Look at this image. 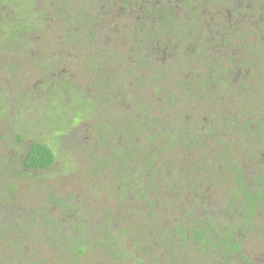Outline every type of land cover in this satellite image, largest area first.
Here are the masks:
<instances>
[{
    "label": "rangeland",
    "instance_id": "obj_1",
    "mask_svg": "<svg viewBox=\"0 0 264 264\" xmlns=\"http://www.w3.org/2000/svg\"><path fill=\"white\" fill-rule=\"evenodd\" d=\"M133 1L125 6L122 0H0V264H138V260L151 264L159 259L157 245L148 240L149 231L153 230L151 214L163 221H174L182 219L184 213L180 211L174 216L170 204L161 207L165 201L161 196L151 199L155 193L160 195L161 188L175 198L189 189L191 198L200 203L199 217L204 214L201 203L206 201L215 211L232 199L237 213L235 221L227 220L235 232L232 246L219 239H214L211 245L206 239L208 234L200 231L197 235L200 245L182 241L184 247L176 243L174 252L180 260L185 256V260L170 264H264V0L251 1L255 8L242 18L231 10L232 22L227 13L222 17L224 0L208 1V7L213 9L204 10L206 17L218 16L209 20L212 24L209 26L217 22L224 27H229V22L235 26L234 32L223 38L219 58L211 57L209 52L210 65L195 66L197 54L191 49L181 53L184 43L196 48L198 39L206 37L204 28L189 25L181 36L174 32L161 34L164 48L156 42L152 46L158 59L148 65V70H139L125 81L127 69L137 72L139 68L136 57L126 58L125 51L122 54V46L145 37L137 19L145 18L146 13L151 15L146 6L135 3L140 0ZM238 3L241 8L250 5L247 0ZM180 13L194 17L187 9ZM67 14L77 18L67 20ZM72 31L77 32L76 36ZM218 32V37L224 34ZM88 37L91 43L86 42ZM78 39L84 40L83 44ZM173 53L176 60L168 57L164 61L159 56ZM160 58L172 64L174 71L161 64ZM193 66L204 78L214 75L215 69L225 75L223 79L230 87L225 82L218 83L227 90L217 89L223 96L220 101L210 98L213 86L206 80L203 97L210 101L205 99L206 103L205 100L202 103L192 93L193 98L188 95L181 103L177 100L181 85L173 82H186L187 67ZM140 73L150 74L149 81L153 82L150 85L158 84L173 103L169 98H158L154 89L149 94L145 92L143 98L149 100L154 116L151 114L152 118L146 120L149 115L143 113L147 122L137 126L134 116L138 118L142 112L138 113L130 102L131 99L132 103L137 102L138 98L133 99L132 95L137 97L141 90L134 85V77ZM231 100L233 109L228 107ZM214 108L230 116L235 113V128L230 129L225 120L218 123L220 115L213 113ZM178 114L181 117L175 116ZM210 120L221 130L217 135L220 141L209 137V133L197 132L199 121ZM181 121H191L188 129L202 139V149L190 153L187 145L175 144L171 135H162L165 129L175 128L178 131L173 132L184 135ZM145 124L152 141L148 133L138 135ZM160 136L165 144L158 142ZM33 144L52 151L55 157L52 168L41 172L23 169L22 161ZM149 148L157 150L146 155ZM128 150L137 153V162L132 167L121 158ZM191 154L195 158L188 159ZM201 154H207V158H197ZM124 171L136 175L125 178ZM147 174L149 177L155 174L153 182ZM144 186L157 190L143 196L157 200V207L150 211L145 202L142 204L143 199L137 201L134 197L135 190ZM122 189L132 196L125 199ZM49 200L63 205L71 203L73 208L61 218L53 213L55 209ZM44 210L51 211L53 217L48 214L49 220L62 224L60 233L65 234L56 235L62 239L59 245L53 239L37 244L36 234L44 232L41 229ZM134 223L138 232L128 230ZM80 225L86 228L81 237L84 252H72L62 260L60 247L68 246L71 240L68 231ZM24 226L29 234H23ZM116 226L125 227L128 233L121 238L113 228ZM101 229L100 236L109 233L111 239L101 238L99 243L114 241L122 244L120 251L125 248L126 251L108 254L106 249L110 248H102L95 239ZM134 236L135 243L149 250L148 254L136 253ZM52 241L57 247L47 245ZM168 256L159 260L169 264Z\"/></svg>",
    "mask_w": 264,
    "mask_h": 264
},
{
    "label": "flooded vegetation",
    "instance_id": "obj_2",
    "mask_svg": "<svg viewBox=\"0 0 264 264\" xmlns=\"http://www.w3.org/2000/svg\"><path fill=\"white\" fill-rule=\"evenodd\" d=\"M208 1L209 0H140V2L136 1L135 3L139 4V6H140V4H143L144 6H146L147 10L151 13V15L148 16L145 11L142 12L143 14L146 13L145 18H138L137 21H140L139 22V25H141L140 29H141V31H143V36L145 35V37L143 39H141V40L133 42L132 45H130V43L126 44V45H123L122 46V54H123V51H125L126 55H124V56L126 58L127 57L135 58L136 57L137 59H136L135 63H137V64H139L140 62L141 63H145L147 65V67H148L149 64L153 63V60H155V58L158 59V54H157L155 48L152 47L153 46V42H156L157 44H159V45H161L163 47V41H162V38L160 37L161 34H165L166 32H168V33L174 32V33H177V34H179L181 36V35H183L181 32L186 31L187 27L189 25H193V26H197L199 28H204L203 31L206 32L205 33L206 37H204V38L200 37L198 39V44H197L196 48L189 47V46H187L184 43L183 46H182V49H181L182 50L181 53L184 50H190L191 49V51L193 50L197 54V58L193 57L196 60L194 61V63L192 62L195 66L196 65H200L203 68V67H205V65H208V64L210 65L211 62L207 59L209 52H211L210 54H212L211 57L219 58V56H218L219 48H221L220 47L221 43H224L223 42V38H225L228 34L233 33L234 30H235V26H233L231 24L232 19H234L231 16V10H235L236 15H238L239 17L242 18L243 16H247L246 13H249L255 7H254V5H253V7L251 6V1H253V0H247V2L250 4L249 7H247V8H241L239 6L238 0H224L225 9H222L223 8V6H222L221 14H222V17H223V13H227L229 15L230 21H231V22L228 21L230 23L229 27H224V25L220 24V22L219 23L217 22V24L215 26H209V25H212V24H210L209 20L210 21H214L216 18L218 19V16L216 15L215 19L206 17V14H205L204 10L205 9H213V8H209L208 7V4H209ZM122 2L124 3L125 6H128L131 3H134L133 0H122ZM184 9H187L190 12V14L192 13L194 15V17L191 18L189 16V14L180 13ZM228 9L230 10V14L227 11ZM241 11H243V12H241ZM219 19H221V16L219 17ZM218 31H222L224 34L223 35L221 34L222 36L218 37L219 34H220ZM87 40H88V42L90 41V43H91V40L89 39V37L86 39V42H87ZM82 41H84V40H82ZM227 47H229V46H227ZM200 50H201V52H200ZM212 51H214L215 53H212ZM147 54L149 55V57L144 58L143 56H145ZM159 56L161 58H163L164 61L165 60H169L168 57H172L171 59L176 60V58L174 57V53L173 54H166V55L163 54V55H159ZM142 57L144 59H141ZM161 58L159 59V62L161 64L163 63L164 66H171L172 65L170 63H166V62L162 61ZM58 61H59V58H58ZM123 63L126 64L125 60H123ZM195 66H193L192 68L187 67L188 75H187L186 82H185V80L184 81L178 80V81H174L173 82V83L176 84V86L181 85V86H179L180 87L179 91H181V92L177 93L179 98L177 99V97L175 96L173 99L174 100L177 99L179 102L180 101L183 102V99L186 98L188 95H189V99H190V97L193 98V96H192V94H193L196 99L202 101V103H203V101L205 99L208 100V97H203L204 94H206L205 88H203V87L206 86L204 84H206L205 82L207 81V83L212 84V86H213V93H211L212 97H210V98H212V99L214 98L215 99L214 102H218V100L220 101V98H223V96H221L222 94L220 92H218L217 89L223 90L225 92H227V90L223 89L222 86H219L218 83L225 82L226 83L225 86L226 87H230V86H228L229 83L227 85V81L223 79V77L225 78V75H222L221 72L213 71L214 75L212 74V76H210V77L208 75H206L205 76L206 78H204V77H202L199 74V70L197 68H194ZM130 71H131L130 69H127V72H124V74L126 73V75H127L125 77V81L129 80L128 76L131 73ZM178 72L180 73V71H178ZM158 73H160V72H158ZM188 76H190V77L188 78ZM215 76L217 77V81L214 78ZM260 76L263 77V75H260ZM115 81L117 82L118 79L115 80ZM211 82H213V83H211ZM157 85L158 84L154 83L152 87L147 89V93L149 94L148 91L151 90V89H154L157 92V94H159L157 96L158 98H160V99L161 98H163V99L169 98L170 99L169 102L173 103L171 97L166 96L165 94H163L162 91L159 92V86H157ZM195 87L200 88L202 90L196 91ZM253 93L254 92H252V94ZM143 94H141L139 92V95L137 97H135L133 95L132 97L138 98V99H136L137 102L135 103V101H134V103L138 104L139 103L138 101L141 100L144 106H149L150 102H149V100H146L145 98H143L144 97ZM208 101H210V100H208ZM131 103H132V99H131ZM204 103H206V100L204 101ZM100 105L102 106L103 104L101 103ZM212 105L214 106V103H212ZM234 106L235 105H234V103L231 100V103L228 105V107L233 109ZM212 111H213L214 114L220 115V119L217 120V121H218V123H222L224 121L223 118L226 115L225 114L226 112L224 110H221V109H218V108H214ZM137 112H139V111H137ZM141 112H142L141 116H143V111L141 110ZM151 114L153 115L152 107H151ZM151 114L147 117L146 120L152 118ZM180 115L181 114H178V115H175V116L179 117ZM153 120H155V119H153ZM213 120H210V122L205 121L203 123L201 121H199L197 123V125H196L197 132H198L199 135L200 134H205L206 135L207 133H209V137L216 138V139L219 140V136H217V135H219L218 133H220L221 130L219 129L217 124L213 122ZM157 121L160 122L159 120H156V122ZM141 122L144 124L143 120H141ZM145 122H147V121H145ZM181 122H182V126H184V128H183V131L185 132L184 135H181L182 133H180V134L177 133L176 134L175 132H173V131L177 130L176 128L172 129V130L165 129V131L163 132L162 135H171V139H172V141L175 144H180V145L183 144V147H184V145H187L188 146L187 150L190 151V153L194 152V150L197 149V148L202 149L203 148L202 144L204 143V142L201 141L202 139L200 140V138H198L197 135L192 134L191 131H189V129H188L189 125L191 126V124H192L191 121H188V122L181 121ZM237 126H238V124H237ZM206 129H208V131H206ZM238 129L240 131H243V128H241V127H239ZM202 131H203V133H202ZM160 138H161V136L157 139L158 142H161V143L165 144L164 142H162V140ZM149 150H150V148L146 150V155H147V153L152 152V151H156L157 149H155V150L152 149L151 151H149ZM121 158H123V161H125V157H121ZM193 158H195V157L192 154L188 156V159H193ZM197 158L205 159V158H207V154L206 155H202L201 154ZM187 160H185V161H187ZM132 166H134V165H131L130 167H132ZM136 166H139V164L137 163ZM211 166H212V164H211ZM162 173H163V171L160 170V174H162ZM171 174H176V173L174 172V173H171ZM147 177H148V179L150 181V177L148 176V174H147ZM152 182H153V179H152ZM143 191H146V192H144L146 194H149L148 192H153V193L157 192L156 189H151V187L149 188L148 186H144L143 187ZM158 191H161L160 195H157V193H155L151 199L156 198L155 197V195H156L158 197L161 196V199H164L165 201L171 200V202L169 201L170 203H168V204L171 205V208L173 209L172 211L174 212V214H173L174 216H176L177 213H180V211L184 212L187 209V206L190 205V204L193 205V204L196 203V204L200 205V203L198 202L197 199H192L191 198L189 189L182 190L181 196L179 198H175L173 196L170 197V195L165 191L164 188L163 189L162 188L158 189ZM162 192H164L165 195H163ZM174 192H176V189H174ZM185 192H187V194H185ZM202 194H203V196L205 198L206 194L205 193H202ZM187 195L190 196V200L187 199V197H188ZM185 196H187V197H185ZM231 201H232V199L229 202H226L224 208L220 207V208L216 209L217 213L213 214V218L217 219V217H216L217 215L221 216V212L222 211L223 212L226 211V216H227L226 217V221L228 219L229 220L232 219V221H235L236 220L235 217L237 216V213L235 212V204H233ZM155 202H157L156 199H155ZM253 202L255 204L254 200H253ZM201 204L203 206L208 205V206L211 207V205L209 204L208 201H206L204 203H201ZM184 213H183V215H184ZM151 216H152L151 217L152 218L151 223L153 224L151 226V229H153V230H150L149 234L151 233V231H154V233H159V232L160 233H164L166 228H168L169 231L172 232V229L175 226L174 222H176V221L179 222V220H177V219H175L174 221H163V220L160 219L159 216H155L154 214H151ZM166 223H173V224L167 226V225H165ZM146 226L148 227L149 224L146 225ZM155 226H156V228H155ZM113 228H116L118 230V232H119L118 236H120V237L125 232V231L119 230L118 226L113 227ZM135 229H136V227H135ZM137 232H138V230H137ZM172 241L176 242L177 244H180V246H184V244H182L181 242L182 241L183 242H188L189 240H184V235L181 233L180 235H177V236H174L172 234V240L170 242H172ZM133 243H134V241H133ZM176 243L174 245H172V246H170L171 244L169 246H167L168 247L167 248L168 249L167 254H169V251L173 250V247L175 249ZM189 243L192 244V242H189ZM178 253H181V252H178ZM168 257L171 259L170 254H169Z\"/></svg>",
    "mask_w": 264,
    "mask_h": 264
},
{
    "label": "trees",
    "instance_id": "obj_3",
    "mask_svg": "<svg viewBox=\"0 0 264 264\" xmlns=\"http://www.w3.org/2000/svg\"><path fill=\"white\" fill-rule=\"evenodd\" d=\"M99 15V12L97 13L96 16ZM68 18L66 17L67 20H74L76 19L77 17L73 16V15H68ZM77 22V21H76ZM77 32L76 31H72V35L76 36ZM83 35V34H81ZM74 38V37H73ZM73 38H70V39H73ZM77 38H81L80 35H78ZM76 39V38H74ZM80 39H78L79 41ZM80 42H82L81 44H83V41L80 40L79 41V44ZM137 68H139L137 70V72H132L130 71L131 73L129 74L128 78L131 79L133 77V74H137L139 73L138 71L139 70H142V71H145V70H148L149 68L147 67V65L145 63H139L137 64ZM170 70H172V67L170 66ZM174 71V70H172ZM215 72H217V69H215ZM160 74V73H159ZM147 75V76H146ZM146 75H143L142 73H140L139 75H136L134 77L135 79V88L139 89L141 88L140 90V93L143 94L145 92H147V89L152 87L150 86V84L152 83H149V79H150V74H146ZM149 76V77H148ZM215 80L217 81V77L215 76L214 77ZM157 81V80H155ZM160 81V80H158ZM213 83V82H212ZM158 86V85H157ZM160 87H159V92H160ZM133 96V95H132ZM133 99H135L134 97H132ZM139 103L138 104H135L134 102L131 103L132 105H136L137 107V111H139L138 113L141 112V110L143 111V113L146 115H150L151 114V107L150 106H144L142 101L139 100L138 101ZM128 103V104H130ZM130 104V105H131ZM103 106V105H102ZM147 110V111H146ZM128 114L129 117L133 118V114H130L127 110L126 112ZM181 117V116H179ZM134 118L136 119V122H137V125H140L142 122L141 120H143V122H145L146 120L143 118V116H139L138 118H136L134 116ZM226 122L225 125H229L230 129L232 128H235V113L234 115L230 116V115H225L224 118H223ZM223 123V124H224ZM243 123V122H242ZM145 126L146 124L142 127V130L139 132L140 134L138 135H144L148 133V131L146 132L145 130ZM226 127V126H225ZM149 136H150V133H148ZM150 140L152 141L153 140V137L150 136ZM198 144V143H197ZM148 146V144L146 145ZM145 147V146H144ZM119 152V151H117ZM145 156V155H144ZM124 157H125V161L129 164V165H134L136 162H137V153H132L130 150L128 151H124ZM146 157V156H145ZM55 164V157H54V154L52 153L51 150H49L48 148H46L45 146L43 145H40V144H33L29 147V150L27 151L23 161H22V167L25 171H35V172H41V171H45V170H48L50 168H52ZM129 168L128 166H125V168ZM138 170V169H137ZM123 175V172L121 173ZM129 174V175H127ZM124 175L125 178H127L128 176L130 177L131 176H134L136 175V173H125L124 171ZM138 175V174H137ZM155 175V174H153ZM153 175L150 177V181L152 182V179H153ZM127 189V188H126ZM129 190V191H128ZM127 191L128 192H132L130 189H128ZM122 191L124 192V190L122 189ZM143 192V187L136 189L135 190V194H134V197L137 199V201H140L143 199V196H147L146 193H142ZM125 196L124 198L127 199L130 198L129 195H131L130 193H125ZM132 196V195H131ZM134 197H132L131 199H133ZM171 200H168V201H165L164 203H162L163 205H161V207H165V205H167L168 203H170ZM144 203L145 205V208L148 209L150 211V208H154L156 205H155V202L152 201L151 199L148 200L147 198H144L143 201H142V204ZM49 203L50 204H53L52 207L55 209L53 211V213H55L56 215L58 214L59 217L63 218V216H67L69 215V209L72 210V204L71 203H65L64 205L63 204H59V203H53L49 200ZM129 204V202H127ZM198 203V202H197ZM196 204V203H195ZM190 204L187 206V211L185 212V214L183 215L182 219L176 222H174V227L172 229V232L169 231L168 228L165 229L164 233H154V231H151V235H150V239L148 240H153L155 242V244L157 245L158 249L156 248V250H158V258L160 259L161 256H164L166 255L167 256V252H168V247L170 244V246L174 245L176 242L172 241V234L174 236H177V235H180L181 233L184 235V240H189L188 242H192L193 245H200L201 242L199 241V238L197 237L198 233L200 231H203V232H206L208 235H207V240L211 243V245H214V239H219L221 241H225L226 244L228 245H233L234 241L235 240V237L233 236V234L235 233L233 229H231L230 225L228 224V222L226 221V211L225 212H221V216H218L217 215V219H214L213 218V212L214 214L217 212L216 210L214 211L213 209V212L211 210L212 207L208 206V208H206L204 206V210H203V216L202 217H199L197 216V211H198V208H199V205L198 204ZM130 205V204H129ZM80 209V208H79ZM78 209V210H79ZM131 211H133L135 213V209L133 207H131ZM77 210V212H78ZM51 212L50 210H44V218H42V221H43V224L41 227V229L44 231V232H40L38 234H36V237L39 238V241L37 242V244L41 245L42 243H45V240L49 239H53L55 240V242H57V245L60 244V242L62 241V239L60 240L59 238L56 237L57 234L60 233V230H61V226L62 224L58 221H52V220H49L48 216L50 215V217H53L52 213H49ZM46 213V214H45ZM49 214V215H48ZM212 214V215H211ZM48 215V216H47ZM73 215V213H72ZM162 220V218H160ZM159 219V220H160ZM73 221V220H72ZM135 223L132 224V226H129L128 227V230L131 229V230H135ZM26 227L27 226H24V227H21V230L23 232V234H29L28 231H26ZM110 231L111 227H107ZM89 228H87L88 230ZM119 230L121 231H125V227H118ZM1 230V229H0ZM24 230V231H23ZM86 230L85 227H83V225H80L78 227H73V229L71 228L68 232H70V237H71V240H70V243L69 245L67 246L68 249L65 250V244H63V246L60 247V249H62L63 251H61V258L62 260H65L66 259V255L67 254H70L72 252H78V253H82L84 252V249L81 248V244L83 245V243H85L83 240H82V236H84L83 232ZM215 230L217 232H215ZM130 231V230H129ZM102 232V229L98 232L97 235H95V239H96V242L99 243V240L101 238H109L111 239V235L109 233H107V236L104 235H101L100 236V233ZM34 233V232H33ZM128 233V231H125L124 234ZM31 234V233H30ZM65 234V231H63L62 233H60L59 235H64ZM33 235V234H32ZM1 236V235H0ZM113 236V235H112ZM35 237V239H36ZM176 238V237H175ZM42 239V240H41ZM59 240V241H58ZM82 240V241H81ZM132 240L134 241L133 245L136 248V253L139 254V256L141 254H148L147 251L149 252V250H147L145 247H142V245H140V243H135V241H137V238H135V236L132 238ZM54 242V241H52ZM50 242L49 244H47L48 246H55L56 243L54 242V244ZM89 242V241H87ZM166 242L168 244H166ZM160 243V244H158ZM100 246L103 248L105 246H108L110 249H106V252L108 254L110 253H115V254H118L120 252H124L126 251V248L123 249L122 251H120V246L122 244L120 243H115L114 241H110L109 240V243L107 242H103V243H99ZM14 245V244H13ZM162 245H164V247H162ZM65 246V247H64ZM125 246V245H123ZM202 248V247H201ZM83 249V250H81ZM21 253H23V251L21 249H18ZM141 250V251H140ZM115 251V252H114ZM140 251V252H139ZM164 254V255H163ZM170 261H169V264L170 262L172 261L173 263L176 262V263H181L185 260V256H182V259L180 260L179 258V255L174 252L173 250L170 251ZM138 256V257H139ZM159 259H154L152 260V263L151 264H163L161 262V260ZM175 263V264H176ZM138 264H142V261L141 260H138Z\"/></svg>",
    "mask_w": 264,
    "mask_h": 264
}]
</instances>
